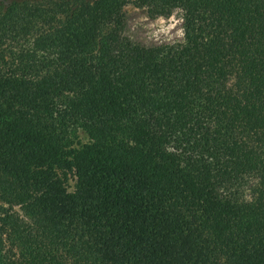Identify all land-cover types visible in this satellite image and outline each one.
<instances>
[{"label":"trees","instance_id":"trees-1","mask_svg":"<svg viewBox=\"0 0 264 264\" xmlns=\"http://www.w3.org/2000/svg\"><path fill=\"white\" fill-rule=\"evenodd\" d=\"M0 264H264V0H1Z\"/></svg>","mask_w":264,"mask_h":264},{"label":"rangeland","instance_id":"rangeland-1","mask_svg":"<svg viewBox=\"0 0 264 264\" xmlns=\"http://www.w3.org/2000/svg\"><path fill=\"white\" fill-rule=\"evenodd\" d=\"M125 21V34L132 41L143 46L153 47L183 42V19L179 10H175L168 18L152 19L147 16L144 9L128 5L125 8ZM72 184L73 182L70 181V189ZM255 188L256 180H248L241 191L243 200H251Z\"/></svg>","mask_w":264,"mask_h":264}]
</instances>
